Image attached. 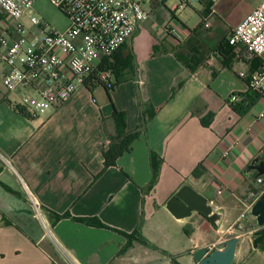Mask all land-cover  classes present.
I'll return each mask as SVG.
<instances>
[{
	"label": "crops",
	"instance_id": "crops-1",
	"mask_svg": "<svg viewBox=\"0 0 264 264\" xmlns=\"http://www.w3.org/2000/svg\"><path fill=\"white\" fill-rule=\"evenodd\" d=\"M198 4V26L208 24L212 32L208 42L205 36L200 40L208 51L234 28L213 32L208 20L220 2ZM158 5L124 43L135 56L136 74L114 86L110 98L104 87L83 86L43 116L22 115L14 106L22 92L4 88L9 69L0 58V264H197L198 249L220 250L210 247L234 237L242 242L233 264H250L249 249L264 264V253L250 238L256 221L249 202L251 192L264 194L258 182L264 180V100L255 97L243 115L230 105L254 95L249 78L262 64L255 69L256 59L234 48L230 59L209 52L191 73L174 51L198 26L177 17L166 27L150 21ZM146 107L155 110L153 119L130 151L106 167L104 152L116 137L114 111L126 115V132L132 133ZM210 113L213 122L205 127L201 120ZM151 152L162 164L157 184L148 190ZM184 185L209 200L217 226L197 213L176 219L167 210ZM51 213L97 218L109 229L72 218L55 222ZM135 232L138 238L123 235Z\"/></svg>",
	"mask_w": 264,
	"mask_h": 264
},
{
	"label": "built area",
	"instance_id": "built-area-1",
	"mask_svg": "<svg viewBox=\"0 0 264 264\" xmlns=\"http://www.w3.org/2000/svg\"><path fill=\"white\" fill-rule=\"evenodd\" d=\"M35 1L0 0V58L9 69L3 86L9 92H22L21 102L14 106L33 118L47 114L86 85L102 62L148 20L143 3L150 0H49L69 20L64 31L46 29L32 14ZM201 1L179 0L177 8ZM211 1L214 6L220 2ZM35 28L43 34L32 32ZM171 33L178 36L175 28ZM228 40L230 46L244 52L246 59L264 58V0L233 29ZM96 77L113 88L111 71H99ZM249 87L264 100V62L251 74ZM263 181L258 180L260 184ZM258 199L259 194L250 193L251 206ZM35 208L39 210L36 205ZM226 242L221 239L210 249L223 247Z\"/></svg>",
	"mask_w": 264,
	"mask_h": 264
},
{
	"label": "trees",
	"instance_id": "trees-1",
	"mask_svg": "<svg viewBox=\"0 0 264 264\" xmlns=\"http://www.w3.org/2000/svg\"><path fill=\"white\" fill-rule=\"evenodd\" d=\"M62 10V9H61ZM63 11V10H62ZM209 11V10H208ZM64 12V11H63ZM175 18V17H174ZM169 29V28H168ZM193 37L189 38L187 42L184 43L183 46L179 47L174 51L175 57L179 62H181L191 73H194L198 67L202 64L205 59V55L209 54V52H213L215 54H220L225 57V59H230L233 56L234 47L229 44V35L226 37L225 35L220 39L219 43L215 46L213 44L208 45V51L204 46H201L200 40L203 42H208V30H204V24H200L193 31ZM206 44V43H205ZM253 67L256 69L259 65L262 64L261 59H256L253 62ZM137 62L134 54L130 51L129 48H126V45H122L110 58L105 59L102 64L99 66L98 70L94 73V76L91 77L86 85L88 89H93L95 87H104L109 94L114 89V86L119 85L121 83H125L134 78L137 70ZM253 68V69H254ZM109 70L112 72L115 82L113 88L109 89L105 84L99 82L96 77L99 71ZM182 87V83L179 84V88ZM247 98L243 99L239 103H231L232 109L238 114L243 115L254 103L255 97H258L255 93L253 96H246ZM234 98V96H233ZM194 108V105L191 106V110ZM17 112L24 115L21 110L15 108ZM155 115V110L153 108L146 107L142 111L141 117V125L140 127L132 132H126V115L123 112H119L117 110L114 111L113 119L116 125V137L114 138V143L110 146L109 149L105 150L104 158H105V166H113L116 163V160L123 155L125 152L130 151L131 144L135 139L138 138L140 132L143 128L148 125L149 121L153 119ZM214 114L210 113L206 118L201 120L202 124L205 127H209L213 122ZM162 160L159 158L154 152H151V166L153 170L152 180L148 186V190H152L158 182L160 168H161ZM194 176H198V172H194ZM264 185V181L263 184ZM55 219V222H58L62 218H72L70 215L60 216L55 213H51ZM74 221L85 224L90 227L95 228H106L99 219L97 218H72ZM128 239H133L135 237L138 238V233L128 235L123 234ZM141 240V239H140ZM144 243H148L146 240L142 239ZM175 264H178L175 259H173Z\"/></svg>",
	"mask_w": 264,
	"mask_h": 264
},
{
	"label": "rangeland",
	"instance_id": "rangeland-1",
	"mask_svg": "<svg viewBox=\"0 0 264 264\" xmlns=\"http://www.w3.org/2000/svg\"><path fill=\"white\" fill-rule=\"evenodd\" d=\"M258 3L259 0H221L220 5L218 6V13L211 16V18H209L208 20L210 26L212 27V31L216 32L218 29L228 31L230 28H236L240 24V22L253 9L256 8ZM143 5L145 10L148 12L153 7L152 5H158L149 20L152 22H158L159 24L163 25L162 27H166L169 23H173L175 25L176 17V19H180L190 28L198 26L201 21L198 12L202 7L198 3L194 6H184L182 8H177V6L180 5L179 0H150L148 3H143ZM175 5L177 6L174 9ZM32 14L45 24L46 29L64 31L69 25V20L65 13L61 9L53 5L49 0H36L32 7ZM218 15L220 16V18ZM26 24L28 25V23ZM221 24L223 28H219ZM204 30H208V32H211L207 27H204ZM32 32L38 35L43 34V31L38 28L32 29ZM100 89L101 88H98V90ZM21 100L22 94L17 95L16 103L21 102ZM182 232L183 235L186 236V231L184 229L182 230ZM248 247L250 248V245H248ZM251 252L252 251H250V249L247 250V257L250 256V254H253L249 263L260 264V257L257 256V253L255 251L252 253Z\"/></svg>",
	"mask_w": 264,
	"mask_h": 264
},
{
	"label": "water",
	"instance_id": "water-1",
	"mask_svg": "<svg viewBox=\"0 0 264 264\" xmlns=\"http://www.w3.org/2000/svg\"><path fill=\"white\" fill-rule=\"evenodd\" d=\"M263 165L262 163L261 166ZM166 208L176 219H185L197 213L205 217L213 226H217L218 216L209 206V200L189 185L182 186L167 202ZM251 214L256 221L253 225L255 230L250 237L252 246L255 250L264 253V194L253 205ZM241 242L240 238L234 237L228 240L220 250L209 252L207 247L198 249L193 254L194 262L197 264H233L237 247Z\"/></svg>",
	"mask_w": 264,
	"mask_h": 264
}]
</instances>
